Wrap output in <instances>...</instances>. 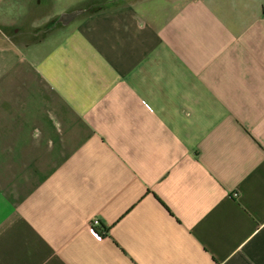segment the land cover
Listing matches in <instances>:
<instances>
[{
	"label": "crops",
	"instance_id": "1",
	"mask_svg": "<svg viewBox=\"0 0 264 264\" xmlns=\"http://www.w3.org/2000/svg\"><path fill=\"white\" fill-rule=\"evenodd\" d=\"M75 12L2 36L0 264H264V0Z\"/></svg>",
	"mask_w": 264,
	"mask_h": 264
},
{
	"label": "rangeland",
	"instance_id": "2",
	"mask_svg": "<svg viewBox=\"0 0 264 264\" xmlns=\"http://www.w3.org/2000/svg\"><path fill=\"white\" fill-rule=\"evenodd\" d=\"M82 0H41L40 6L35 7H23V12H26V15L29 13L30 18L40 17L44 20L38 21V22H32V23H26L25 19L23 17L16 18L15 24H17V27H20L16 33H13L12 31L6 32L3 31L0 35V43L5 41V39H2L4 36L11 37L16 44H23V43H29L33 41H38L39 39H42L44 34L50 35L52 32H55V26L58 28L61 25L57 24V17H53L54 15L58 14L62 9L65 7H68L69 5H72L73 3H79ZM56 4L53 6L46 4ZM45 4V6H44ZM67 5V6H66ZM44 6V7H43ZM4 7V11H6ZM13 10L6 11L4 13L9 14L10 17H13V14H16V12H12ZM29 17V16H28ZM3 28V24L0 23V29ZM6 42V41H5Z\"/></svg>",
	"mask_w": 264,
	"mask_h": 264
},
{
	"label": "flooded vegetation",
	"instance_id": "3",
	"mask_svg": "<svg viewBox=\"0 0 264 264\" xmlns=\"http://www.w3.org/2000/svg\"><path fill=\"white\" fill-rule=\"evenodd\" d=\"M75 13H77V12H75ZM75 13H72V14H70V15L64 17V18H60V19H58L56 25H58V24H59V25H65L70 19H72V18L75 17V15L73 16V14H75ZM71 17H72V18H71Z\"/></svg>",
	"mask_w": 264,
	"mask_h": 264
},
{
	"label": "built area",
	"instance_id": "4",
	"mask_svg": "<svg viewBox=\"0 0 264 264\" xmlns=\"http://www.w3.org/2000/svg\"><path fill=\"white\" fill-rule=\"evenodd\" d=\"M91 225H92V227L98 226V221L97 220H93ZM93 235H94V237L99 239V235L96 232H94Z\"/></svg>",
	"mask_w": 264,
	"mask_h": 264
},
{
	"label": "water",
	"instance_id": "5",
	"mask_svg": "<svg viewBox=\"0 0 264 264\" xmlns=\"http://www.w3.org/2000/svg\"><path fill=\"white\" fill-rule=\"evenodd\" d=\"M74 15H75V16H77V15H78V13H75V14H73V16H74ZM71 18H72V17H71ZM70 20H71V19H70Z\"/></svg>",
	"mask_w": 264,
	"mask_h": 264
}]
</instances>
